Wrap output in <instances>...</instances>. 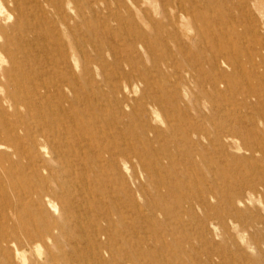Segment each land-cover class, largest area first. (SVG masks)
<instances>
[{
  "label": "rangeland",
  "instance_id": "1",
  "mask_svg": "<svg viewBox=\"0 0 264 264\" xmlns=\"http://www.w3.org/2000/svg\"><path fill=\"white\" fill-rule=\"evenodd\" d=\"M0 194V264H264V0H0Z\"/></svg>",
  "mask_w": 264,
  "mask_h": 264
},
{
  "label": "bare ground",
  "instance_id": "2",
  "mask_svg": "<svg viewBox=\"0 0 264 264\" xmlns=\"http://www.w3.org/2000/svg\"><path fill=\"white\" fill-rule=\"evenodd\" d=\"M6 88V87H5ZM4 88V89H5ZM8 90V89H7ZM6 89H5V91H7ZM5 91H4V93H5ZM4 96V95H3ZM42 135V134H41ZM42 137H44V135H42ZM46 144V141L44 140V139H42V140H40V142H39V145L40 146H46L45 145ZM158 172V171H157ZM4 192H2L1 194H3ZM0 194V195H1ZM13 196L15 197V192L13 191ZM5 195V194H4ZM16 200V199H15ZM17 201V200H16ZM48 205L49 206H51V207H56V204H55V202L54 201H50L49 203H48ZM162 205V204H161ZM43 208V207H42ZM106 208V207H105ZM131 218V217H130ZM109 219H112V218H109ZM108 221V220H107ZM148 223H153V220L151 219V220H148ZM139 224V223H138ZM128 225V224H127ZM148 225H150V224H148ZM129 226V225H128ZM136 226V225H135ZM152 226V225H151ZM134 227V226H133ZM137 227V226H136ZM148 228V227H147ZM126 229H128V228H126ZM148 229H150V228H148ZM147 231V230H146ZM146 231H145V233H146ZM159 231V230H158ZM144 233V234H145ZM137 235V234H136ZM51 236V235H50ZM99 236H105V238L107 239V241L110 243V241L112 240V241H114V237L111 235V234H109L107 231H106V229H99L98 228V230H96L95 231V234H94V238H96V237H99ZM124 240L125 241H123V243H126L127 245H130L134 240H132V238H130V237H128L127 235H125L124 236ZM32 241H37V239H36V237L34 236V235H25L24 236V239H23V246H25L27 249L28 248H31V245H32ZM11 243H12V246L15 248V250L16 251H22L21 250V247L20 246H18L17 245V242L16 241H14V240H11L10 241ZM137 242V241H136ZM39 243V242H38ZM96 248H95V252L93 253V256H94V259H95V261H94V263H92V264H114L115 263V258L114 257H117V254L119 255V254H121V255H127V254H129V250H130V246H128V249H124L123 251H121V253L118 251V252H116V253H114V252H112L111 250H109L105 245H101V244H97L96 246H95ZM121 249L123 248V246H119ZM24 248V247H23ZM40 248V247H39ZM42 248V247H41ZM26 249V250H27ZM25 251V250H24ZM24 251H22V252H24ZM42 251V250H41ZM65 253V252H64ZM66 254V253H65ZM65 254H64V256H65ZM6 255V254H5ZM123 256V257H124ZM129 257V256H128ZM209 257V256H208ZM50 258H52V259H56V257H54L53 255L50 257ZM22 259H23V257H22ZM62 259H64V257L62 258ZM72 257L70 258V262H69V264H77V263H74V262H71L72 260ZM25 260V259H24ZM78 260V259H77ZM62 261H65V259L64 260H62ZM125 261H126V256H125ZM45 263V262H44ZM127 263H129V262H127ZM39 264V263H38ZM40 264H43V263H40ZM55 264H63V262H57V261H55ZM67 264V263H66ZM78 264H81V262H79V260H78ZM82 264H90V263H88L87 262V259L86 258H84V260H83V263ZM136 264V263H135Z\"/></svg>",
  "mask_w": 264,
  "mask_h": 264
}]
</instances>
